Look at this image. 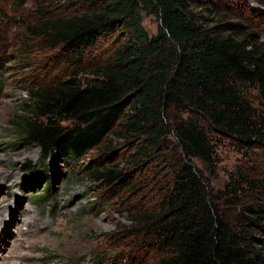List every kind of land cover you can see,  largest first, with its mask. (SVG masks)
Segmentation results:
<instances>
[{
    "label": "trees",
    "instance_id": "1",
    "mask_svg": "<svg viewBox=\"0 0 264 264\" xmlns=\"http://www.w3.org/2000/svg\"><path fill=\"white\" fill-rule=\"evenodd\" d=\"M68 3L75 13L28 27L60 68L30 89L12 123L19 139L64 163L98 151L94 173L112 191H146L127 209V238L143 255L126 264H264L254 232L264 229V206L242 204L240 182L215 193L196 163L214 174V136L264 142V117L246 96L257 90L264 108L259 36L241 24L213 25L206 0ZM144 14L158 18L156 35L143 26ZM110 139L130 148L125 161L115 164ZM48 194L38 202L49 203ZM221 203L236 206L238 216Z\"/></svg>",
    "mask_w": 264,
    "mask_h": 264
},
{
    "label": "rangeland",
    "instance_id": "2",
    "mask_svg": "<svg viewBox=\"0 0 264 264\" xmlns=\"http://www.w3.org/2000/svg\"><path fill=\"white\" fill-rule=\"evenodd\" d=\"M202 8L213 25L241 24V31L256 33L264 43V0H206ZM77 9L68 0H0V264H95L98 255L109 257L106 264H126L125 257L143 255L127 238L131 225L127 209L146 191L128 195L112 191L94 173L98 151L77 162L64 163L54 154L46 160L40 148L25 145L12 129L13 121L24 114L30 89L60 68L52 65L54 54L28 36V27ZM143 26L154 36L160 22L144 14ZM247 92L264 117L257 90ZM110 142L115 164L125 161L130 148L124 140ZM213 145L214 174L196 161L211 189L224 192L240 182L241 203L264 206V142L249 145L214 136ZM28 167L36 171L30 174ZM244 177L258 182V188L242 183ZM47 191L50 202L39 203L37 197ZM221 205L231 219L238 216L236 206ZM254 232L261 247L264 229Z\"/></svg>",
    "mask_w": 264,
    "mask_h": 264
},
{
    "label": "bare ground",
    "instance_id": "3",
    "mask_svg": "<svg viewBox=\"0 0 264 264\" xmlns=\"http://www.w3.org/2000/svg\"><path fill=\"white\" fill-rule=\"evenodd\" d=\"M6 211V210H5ZM0 214H2V213H0Z\"/></svg>",
    "mask_w": 264,
    "mask_h": 264
}]
</instances>
